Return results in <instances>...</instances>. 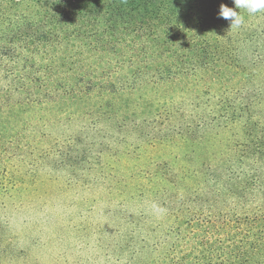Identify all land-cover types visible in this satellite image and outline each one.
Listing matches in <instances>:
<instances>
[{
  "label": "rangeland",
  "instance_id": "obj_1",
  "mask_svg": "<svg viewBox=\"0 0 264 264\" xmlns=\"http://www.w3.org/2000/svg\"><path fill=\"white\" fill-rule=\"evenodd\" d=\"M252 59L241 47L237 62L201 78L78 98L58 91V98L0 114L10 143L0 170V264H113L108 249L138 208L163 219L150 199L165 186L140 178L155 165L197 167L211 156L218 216L252 204L237 181L254 174L257 160L264 174V63ZM39 66L13 75L54 71ZM40 87L24 95L43 94ZM180 126L195 133L176 135ZM136 190L152 195L139 198ZM256 191L259 199L263 187Z\"/></svg>",
  "mask_w": 264,
  "mask_h": 264
},
{
  "label": "trees",
  "instance_id": "obj_2",
  "mask_svg": "<svg viewBox=\"0 0 264 264\" xmlns=\"http://www.w3.org/2000/svg\"><path fill=\"white\" fill-rule=\"evenodd\" d=\"M220 4L234 8L233 0H0V80L5 83L0 114L62 93L78 98L141 82L201 78L237 62L246 46L252 64H263L264 12L239 10L244 23L230 29L218 15ZM39 62L45 66L37 71H54L44 77L13 75L33 71ZM69 74H75L71 80ZM33 84L41 85L43 94L24 95ZM176 131L195 133L187 126ZM9 146L0 133V170ZM182 163L178 170L155 165L140 176L150 186H165L150 199L163 219H149L146 207L138 208L137 218L108 249L113 264H264L261 162L247 179L237 178L252 204H239L240 212L226 210L222 216L215 209L212 157L197 167ZM187 179L189 184L180 186ZM136 191L139 198L152 195Z\"/></svg>",
  "mask_w": 264,
  "mask_h": 264
},
{
  "label": "clouds",
  "instance_id": "obj_3",
  "mask_svg": "<svg viewBox=\"0 0 264 264\" xmlns=\"http://www.w3.org/2000/svg\"><path fill=\"white\" fill-rule=\"evenodd\" d=\"M234 8L220 4L218 15L230 22V29H238L244 23V17L239 10L250 15L264 12V0H233Z\"/></svg>",
  "mask_w": 264,
  "mask_h": 264
}]
</instances>
